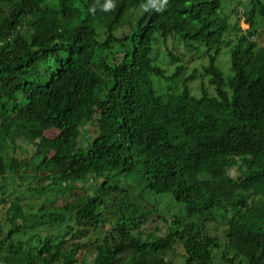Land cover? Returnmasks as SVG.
Listing matches in <instances>:
<instances>
[{
  "label": "trees",
  "instance_id": "16d2710c",
  "mask_svg": "<svg viewBox=\"0 0 264 264\" xmlns=\"http://www.w3.org/2000/svg\"><path fill=\"white\" fill-rule=\"evenodd\" d=\"M250 4L243 30L223 0H0V177H21L25 165L27 174L45 171L47 184L63 192L118 170L181 206L165 236L143 238L136 231L147 215L127 187L107 178L61 208L47 209L48 198L41 226L75 230L70 217L80 238L101 230L111 207L92 264H174L167 255L178 241L182 264H216L218 254L223 264H264V47L258 51L255 40L264 0ZM132 6L141 12L124 32ZM171 38L205 51L202 74H187L186 55L175 54ZM162 48L166 63L156 60ZM223 48L228 72L219 62ZM202 75L214 92L204 82L193 92ZM97 115V137L81 146L83 125ZM49 130L58 134L49 137ZM19 140L36 147L32 162L10 153ZM5 196L1 187L0 204ZM21 197L5 211L12 225L30 215ZM209 222L224 226V240ZM24 224L0 228V252L7 250L10 264H77L78 252L89 249L79 239L65 247L52 229L37 237ZM15 233L28 240L14 242Z\"/></svg>",
  "mask_w": 264,
  "mask_h": 264
},
{
  "label": "rangeland",
  "instance_id": "374dc122",
  "mask_svg": "<svg viewBox=\"0 0 264 264\" xmlns=\"http://www.w3.org/2000/svg\"><path fill=\"white\" fill-rule=\"evenodd\" d=\"M250 1L251 0H223V5L226 9L225 11L231 17V23L233 24L239 21L240 27L243 30H246L249 27V24L244 21L243 12L250 8ZM235 9L236 12H234ZM130 11V13L134 14V16L131 15V17H129V19L127 20L128 23H125L126 25L123 28L124 32L129 31L128 24L134 23V17L136 16L135 14L141 12V8H139L138 6H132ZM255 40L258 44L257 49L259 51V49H262L264 47V23L263 27L259 30V33L255 37ZM168 45L170 47L173 46V48L175 49V54H181V52L185 53L186 58L184 59V62L188 66L187 74H189L193 68H197V70L201 74L203 73V65H205L208 60L205 51L197 53L193 50H185L183 44L179 41L178 38L169 39ZM174 45L176 48L174 47ZM163 50L164 48H162L160 51H157L155 53V56L156 60H159L161 63H166L167 58L163 54ZM219 62L222 69L225 72H228L231 64L229 48H223L219 56ZM168 65V68L171 72V70L174 68V65H171L170 63ZM202 82L206 84L210 92H214L213 88L210 86L209 78L205 75H202L199 79L191 83V88L193 89V92L195 94L199 93ZM98 119L99 116L97 115L94 119L87 120L83 125L79 138V144L81 146L92 143L93 140L97 137L99 132V129L97 127ZM57 134V130L46 131V135L49 137H54ZM35 150L36 147L29 141L19 140L16 151L13 153V151L10 150V153L13 154L17 159L24 161L25 163H29L30 161L32 162L34 160L33 155ZM26 170L30 171L31 167L27 168L25 165H23L21 167V177H0V195L1 187L6 195V203L0 204V228L5 233L8 230L14 228V226H20L25 223L24 225L29 232L38 233L37 237H44L45 235H47L49 230L52 229V233L57 234L58 237H61L62 239L64 238L67 241L65 247H69L74 240L79 239L81 243H87L89 249L83 248L78 252L77 264L93 263L96 256V250L93 248V243H96L97 238L103 237L110 229V219H112L115 215L114 211L111 209V207L109 208L105 218L106 223L102 226L101 230L96 232L93 229H90L87 234H82L80 238H73V235L77 233V230L80 228V226H74V222L72 221V219H70V217L65 221H67L66 223H68L69 221V223L75 230L68 227L58 229L56 228V226H54L53 228V225L41 226V219L43 218H41V216L39 215L41 213L39 211L41 205L43 203L46 204L45 201H47L48 198H50L52 201L48 203L47 209L53 208V206L56 208H61L67 202H71L77 194L83 195L86 191L90 190L98 191L101 184L108 178L111 184L117 183L119 185L127 187L131 193V201L135 203V205L139 209H141V211L145 215H147V221L140 227L139 231H136V233H141L143 238H146L148 235L165 236L169 231V227L174 215L181 212V206L173 203L169 195L154 194L153 192L142 190V187L134 181V176L127 175L124 172H120L118 170L103 171V173L96 174L93 178L90 177L84 182L71 183L69 185L72 187V189H67L63 192L59 191L57 186L47 184L48 181L44 180L42 176V174H47H45V171L36 172L34 169L32 170V172H29L27 174ZM228 172L236 178H239V175L241 174V171L237 167H229ZM35 173L38 174V176L35 177ZM39 183L40 186L38 185ZM41 185L48 186H46V189H43ZM16 196H22L21 199L24 200L22 201L24 203V210L29 212L30 215L28 216L29 218L25 220V222L23 221V219L19 218L16 220L15 225H12L8 220H6L5 211ZM216 226V222H209L207 228L212 233H215L217 231V233L223 239L222 230L224 229V226H221V224L218 225L220 226L219 228H217ZM0 237L1 240V232ZM19 240H28L27 234L25 235L21 233H15L14 242H17ZM29 241L34 243V239L30 238ZM174 247L175 250L168 253L167 258L173 260L174 264H182L184 262L183 255L185 253L183 243L178 241L175 243ZM217 256L218 257L215 258L216 264H223L220 260V255L218 254ZM10 259L11 255H8L7 250L0 252V264H10L9 262H7Z\"/></svg>",
  "mask_w": 264,
  "mask_h": 264
},
{
  "label": "clouds",
  "instance_id": "9594fccd",
  "mask_svg": "<svg viewBox=\"0 0 264 264\" xmlns=\"http://www.w3.org/2000/svg\"><path fill=\"white\" fill-rule=\"evenodd\" d=\"M109 6H111V4H109Z\"/></svg>",
  "mask_w": 264,
  "mask_h": 264
}]
</instances>
